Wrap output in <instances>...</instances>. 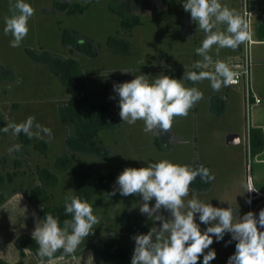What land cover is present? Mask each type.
I'll use <instances>...</instances> for the list:
<instances>
[{"label":"rangeland","instance_id":"obj_1","mask_svg":"<svg viewBox=\"0 0 264 264\" xmlns=\"http://www.w3.org/2000/svg\"><path fill=\"white\" fill-rule=\"evenodd\" d=\"M111 1L27 0L34 9L28 20L29 31L20 45L13 48L10 46L12 36L10 33L5 35L3 28L4 18L12 14L15 0H0V128L33 116L34 123L50 128L52 133L51 138L41 133V139L35 134L22 137L11 130L0 132V174L5 178L8 173L13 174V179H6L0 188L3 196H12L17 190L27 193L40 184L51 195L49 204L61 205L66 197L77 195L75 187L67 184L75 171L105 177L101 183L103 188L87 200L100 222L93 226V233L82 241L76 252L91 247L102 237H117L125 231L127 222H136L142 217L146 226L142 233L148 231L152 221L148 225L146 214H141L138 206L133 209V204L140 201L139 194L121 196L117 192L109 196V193L116 176L125 167L139 168L149 161L169 159L193 167L203 165L210 170L214 179L204 183L197 177L189 186L185 202L196 192L205 203L233 207L234 214L253 211L258 215L264 202L257 205L264 199L255 201L254 198L250 204L247 202L250 192L246 191V184L251 179L253 156L244 82L222 86L216 91L207 79L184 81L186 87H197L203 98L189 109L187 116H174L167 131L159 128L145 131L143 120L134 124L122 122L117 100L110 99L115 95L113 83L129 81L141 72L150 76L165 73L180 78L184 71L193 70L195 61L202 60L194 50L200 46L205 33L184 11L181 0H119V7L126 16L138 15L141 19V23L130 31L122 26V17L110 8ZM261 1L253 0V6ZM74 3L86 7L85 12L69 14L67 7ZM221 3L243 15V0H221ZM217 28L223 31L226 25L220 24ZM244 46L245 43L235 50L221 48L217 53V46L213 45L209 51L212 63L204 70L214 71L217 59L225 63L239 60L245 53ZM71 59L78 63L89 99L107 105L110 110L107 114L98 113L101 122L109 114L113 121L107 122L98 133L97 140L101 145L98 152L78 151L75 154L81 163L75 160L70 169L62 170L58 167V159L73 153L67 145V137H74L76 129L85 125L79 114L74 116L69 110L71 95L50 65L61 72L67 67L66 72L72 73ZM120 69H128L133 74L122 73ZM61 112L72 114L77 122L63 123ZM232 133L240 135L239 144L227 143V137ZM24 140L28 143L19 151H9ZM43 168L58 176L57 185L50 186L41 180L38 173ZM32 204L39 211L38 204ZM31 212L27 206L12 209L7 219L22 232L35 224ZM205 227L201 225L202 230ZM20 236L27 235L21 233ZM228 239L226 234L224 240ZM9 243L16 249L14 240ZM9 243L0 246L1 252L8 254L4 257L7 260L11 259L7 252L11 250ZM210 247L217 253L211 264H225L235 250V242L225 247L224 241L217 243L214 239Z\"/></svg>","mask_w":264,"mask_h":264},{"label":"clouds","instance_id":"obj_2","mask_svg":"<svg viewBox=\"0 0 264 264\" xmlns=\"http://www.w3.org/2000/svg\"><path fill=\"white\" fill-rule=\"evenodd\" d=\"M180 3L205 33L200 46L194 50L202 60L195 61L193 70L184 71L180 78L165 73L150 76L141 72L129 81L112 85L115 95L110 99L117 100L121 121L134 124L143 120L148 132L157 128L169 130L174 116H187L189 109L203 98L197 87H186L184 81L207 79L216 91L234 83L236 73L220 59L215 61L214 71L204 70L212 63L209 51L213 45L217 46V53L221 48L235 50L251 39L248 20L221 0H181ZM33 12L27 0H15L12 14L4 18L3 28L5 35L10 33L12 36L11 47H18L27 35L28 20ZM220 24L226 25L223 31L217 28ZM120 71L132 73L128 69ZM34 121L35 117L28 116L21 123L6 124L0 132L11 130L14 135L23 132L28 137L35 134L43 139L42 133L51 138V129ZM20 148L21 145L16 144L9 151ZM197 177L204 183L214 179L203 165L193 167L169 159L149 161L139 168L125 167L116 176L109 196L117 192L121 196L139 194L140 201L133 204V209L138 206L139 212L152 221L146 233L130 237L134 242L130 264H198V261L199 264H211L217 255L210 247L214 239L217 243L224 241L225 247L235 242V250L225 264H264V208L258 215L253 211L238 215L231 206L205 203L196 192L185 202L189 186ZM246 188L248 192L257 191L251 179ZM247 202L250 204L251 199ZM64 213L70 218L61 223L51 212L43 218L33 212L35 227L31 235L38 245L39 264H50L58 250L62 256L75 254L82 241L93 233V226L100 222L92 205L75 194L65 198ZM202 224L206 226L203 230ZM226 234L228 240H224Z\"/></svg>","mask_w":264,"mask_h":264},{"label":"trees","instance_id":"obj_3","mask_svg":"<svg viewBox=\"0 0 264 264\" xmlns=\"http://www.w3.org/2000/svg\"><path fill=\"white\" fill-rule=\"evenodd\" d=\"M110 8L113 12L119 14L121 19V24L124 28L129 31L132 30L133 27L141 23V19L138 15L126 16L122 9L119 7V0H112L110 3ZM86 7L74 3L70 4L67 7L69 14L76 13H84ZM256 33L258 40H264V19L259 21L256 26ZM48 63L49 62H45ZM72 63V73H67V65L66 68L63 67L64 70L59 68H55L52 65L56 75H59L66 85L67 92L71 95L69 99V110L74 113V116L79 114L82 118V123H84V128H77L74 137H67L66 142L67 145L73 150L71 155H65L58 159V167L62 170H68L72 167V164L75 160L81 163L80 158L76 156V152L78 151H87V152H98L100 150V144L97 140V136L99 131L106 126V123L109 121H113L109 115H105L104 119L101 122L99 114H107L110 110L107 105L97 104L92 102L87 93H86V84L81 77V70L78 67V63L75 59H71ZM51 64V63H50ZM69 70V69H67ZM70 72V71H69ZM72 114H60V119L65 124L76 123L77 121L72 116ZM91 125V127H89ZM23 137L26 134L23 132L20 133ZM28 143L25 141L21 144V148H23L24 144ZM250 149L251 155L254 157L256 154L261 152L264 149V134L262 130L252 128L250 130ZM41 180L50 186H55L58 183V176L50 171L48 168H43L38 173ZM95 173H82L75 171V175L67 179V184L69 186H73L76 189V194L79 197H82L88 200L89 196L95 191L103 188L102 182L105 177L99 175L95 176ZM8 177L5 178L4 175L0 174V188L5 183L6 179L12 180L13 174L8 173ZM88 187L89 189H84L82 187ZM83 189L85 191H83ZM26 198L38 204L39 214L41 218L45 216L47 212H51L52 214L59 217L61 223L64 219L70 218L66 216L64 213V204H49L51 195L47 191L46 188L42 187L40 184L34 186L30 189L29 192L26 193ZM7 197L3 196V192L0 190V206L6 202ZM145 218L142 217L138 219L136 222H127L125 225V231L117 237H102L97 243L93 244L90 249L93 251V257L96 264H130V258L132 255V245L133 241L130 237L136 233H142L145 231V225L142 223V220ZM151 221L148 220L147 224L149 225ZM14 244L16 249L19 252L20 259L16 263H9L3 258H0V264H26L25 257L27 252H32L36 255L38 245L32 238V236H20L14 240ZM62 256L61 250H58L53 259L59 257H69ZM37 257V255H36ZM38 258V257H37ZM39 259V258H38ZM52 259V260H53Z\"/></svg>","mask_w":264,"mask_h":264},{"label":"crops","instance_id":"obj_4","mask_svg":"<svg viewBox=\"0 0 264 264\" xmlns=\"http://www.w3.org/2000/svg\"><path fill=\"white\" fill-rule=\"evenodd\" d=\"M249 8L256 14L255 31L253 34V42L249 47V57L251 60L250 66V88L252 93L250 111V130L252 128L262 130L264 134V40H258L256 33V26L259 21L264 19V0L255 4L253 6V0H248ZM257 8L260 9L259 12ZM259 14V17H258ZM250 139V138H249ZM251 180L257 189L256 193L259 195L256 197L255 201L264 199V149L253 157V165L251 170ZM263 202L258 203V207ZM27 206L31 208V215L33 217V212L36 213L38 218H41L38 210L34 208L31 201L26 198V193L23 190H17L12 196L7 197L6 202L0 206V246L4 245L5 242L9 243L15 240L21 233L32 236L31 233L34 230V225L29 228H24L22 232L18 231L15 226H13L8 218V212L12 209L24 208ZM7 210V211H6ZM34 218V217H33ZM11 244V243H9ZM10 246V245H9ZM16 248V247H15ZM7 250V249H6ZM11 254V259L7 260L8 254L1 252L0 258H3L9 263H16L19 259V252L11 244V250L7 251ZM3 253V254H2ZM7 254V255H6ZM93 251L90 248L84 251L76 252L69 257H59L50 261V264H96L92 261ZM74 258L75 261H69ZM65 260V262H61ZM26 264H39V259L32 252H27L25 257Z\"/></svg>","mask_w":264,"mask_h":264},{"label":"built area","instance_id":"obj_5","mask_svg":"<svg viewBox=\"0 0 264 264\" xmlns=\"http://www.w3.org/2000/svg\"><path fill=\"white\" fill-rule=\"evenodd\" d=\"M243 16L248 20L250 31H251V39L249 41L245 42V53L241 58L235 62L232 63H226L229 68L236 73V76L234 77L235 82L231 83L229 85H237L241 81L244 82L245 86V98H246V105L249 107L251 105V88H250V66H251V60L249 57V47L253 42V34L255 31V23H254V12L249 8L248 0H243V9H242ZM259 196L256 191L249 193V198L253 200Z\"/></svg>","mask_w":264,"mask_h":264},{"label":"water","instance_id":"obj_6","mask_svg":"<svg viewBox=\"0 0 264 264\" xmlns=\"http://www.w3.org/2000/svg\"><path fill=\"white\" fill-rule=\"evenodd\" d=\"M240 142H241V138L240 135L237 133H232L227 137V143L229 145H236L239 144Z\"/></svg>","mask_w":264,"mask_h":264}]
</instances>
